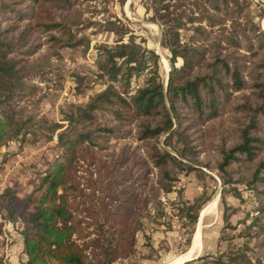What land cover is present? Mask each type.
I'll list each match as a JSON object with an SVG mask.
<instances>
[{
  "label": "rangeland",
  "instance_id": "obj_1",
  "mask_svg": "<svg viewBox=\"0 0 264 264\" xmlns=\"http://www.w3.org/2000/svg\"><path fill=\"white\" fill-rule=\"evenodd\" d=\"M9 1L0 0V5ZM24 1L28 0L17 3L16 7L23 6ZM239 4L236 16L224 12L219 15L222 21L212 27L203 21L210 33L207 39L193 35L188 28L190 25L180 29L182 41L207 45L220 40L227 45L222 50L233 51L238 56L244 85L232 90L230 102L211 119L199 122L193 111L181 108L184 114L181 124L190 120L195 123L187 128L199 140L196 161L183 156L182 143L175 133L161 132L155 139L158 146L183 160L185 165H192L171 169L174 178L169 182V189L161 185L158 167L150 159L143 139L137 135L138 116H130L127 124L130 130L126 134L108 132L100 138V144L85 142L77 146L69 174L73 188L69 190L68 200L79 227L73 237L83 245L90 261L96 263V257H103L102 243L115 253L112 264H170L185 252H193L191 258L186 259H191L192 264H264V239L254 232L258 227L256 220L264 223V209L260 208L264 207V193L243 181L225 183L222 171L216 166L217 143L222 136L226 137V143L232 142L237 137L238 120L243 118V111L237 110L234 103L245 100L244 94L251 98L256 74L264 71V66L257 65L264 60V0H240ZM74 8L78 10L75 33L88 41L60 47L55 53L49 49L42 33L33 38L36 49L27 58L45 55V72L28 70L26 80L33 83L36 90L14 100L13 105L16 109L24 106L25 111L33 110L39 123L0 145V194L5 187H10L18 197L17 208L24 214L35 208L41 176L63 153L57 133L68 127L69 108L85 103L109 82L129 98L149 74L146 68L133 75L126 91L124 84L110 81L99 68L98 61L104 56L102 46L115 44L119 38L113 26L123 25L127 29L121 36L123 41L133 35L138 43L154 49L160 56L164 86L168 81L170 51L160 43L161 25L150 18L151 12L146 11L143 0H76ZM1 9L4 13L9 11L4 5ZM25 20H17L11 13L0 14V27ZM232 29L239 39L237 45L227 44L224 37ZM30 42L31 39L26 45ZM14 54L21 55L15 51ZM202 61L194 62L193 71L204 70ZM181 63V58H177L176 64ZM165 101L168 105V100ZM3 104L6 105V100ZM106 121L111 122L110 118ZM231 165L237 169L234 174L249 177L251 161H234ZM132 193L134 198H130ZM216 197L218 208L214 217L206 210ZM181 199L201 202L196 221L192 222L181 212ZM126 203L132 209L126 213L124 224L123 214L115 208ZM20 211L10 218L0 206V264H9L12 253L26 258L21 233L24 218ZM259 239L263 242L259 243ZM10 244L14 246L11 248ZM239 249H244L249 262H234L228 258ZM186 260L181 264H186Z\"/></svg>",
  "mask_w": 264,
  "mask_h": 264
},
{
  "label": "trees",
  "instance_id": "obj_2",
  "mask_svg": "<svg viewBox=\"0 0 264 264\" xmlns=\"http://www.w3.org/2000/svg\"><path fill=\"white\" fill-rule=\"evenodd\" d=\"M21 1L1 3L17 20H26L0 27V145L26 133L28 127L38 122L33 110L25 111L24 106L16 109L13 105L14 100L36 90V86L26 80L28 70L35 69L40 74L45 72V55L27 58L36 49L33 38L42 33L49 49L55 53L60 47L74 46L81 40L88 41L85 36H77L74 30L78 23V10L74 8L76 0H28L17 8V3ZM239 3L240 0H143L146 11L151 12L150 18L161 25L160 43L170 51L166 86L161 77L159 54L138 43L133 35L123 41L121 36L127 32L123 25L112 27L118 31L119 38L115 44L102 46L104 56L98 61L99 68L110 81L124 84L125 90L133 75L146 68L149 74L129 98L109 82L85 103L69 108L66 113L68 127L57 133L63 153L54 159L41 176L37 186L39 196L32 211L24 214L17 208L15 201L18 197L10 187H5L0 194V206L6 209V215L14 218L20 211L24 218L21 233L25 264H112L115 253L109 246L100 243L103 257H96L95 263L87 258L83 245L73 237L79 227L69 206L68 194L73 188L69 174L79 144H100V138L108 132L113 135L126 134L130 130L127 125L130 116H138L137 135L143 139L150 159L157 165L159 181L165 189L170 188L169 182L174 178L171 175L174 166L192 167L158 146L155 139L161 132L168 131V135L175 133L182 143L183 156L196 161L200 150L199 140L187 128L194 121L181 124L180 119L184 116L181 108L193 111L199 122L216 117L230 102L232 90L243 87L244 79L238 56L233 51L223 52L222 48L227 45L220 40H213L207 45L182 41L180 29L190 25L188 28L193 35L207 39L210 33L203 21L212 27L222 21L219 15L224 12L231 17L236 16L240 10ZM1 5L0 14H8L4 13ZM224 37L229 45L239 42L233 29L225 33ZM29 39L31 42L26 45ZM14 51L21 55H15ZM177 58L182 61L179 65L176 64ZM197 60H203V71H193ZM257 65L264 66V60ZM253 86L251 98L244 94L245 100L234 103L237 110L243 111V118L238 120L237 137L232 142L226 143V137L222 136L217 143L219 157L216 166L222 171L225 183L243 181L264 193V71L256 74ZM106 118H110L111 122H107ZM234 161L252 162L249 177L241 173L234 174L237 171L231 165ZM134 196L132 193L130 198ZM181 202V212L192 222L196 221L201 202L184 199ZM130 206L126 203L115 208L120 215L123 214L124 224L126 213L132 209ZM255 223H258V227L255 224L257 229L254 232L264 239V223L257 220ZM261 240L259 243L263 242ZM228 256L234 262L250 260L244 249ZM190 260L184 263L192 264Z\"/></svg>",
  "mask_w": 264,
  "mask_h": 264
},
{
  "label": "bare ground",
  "instance_id": "obj_3",
  "mask_svg": "<svg viewBox=\"0 0 264 264\" xmlns=\"http://www.w3.org/2000/svg\"><path fill=\"white\" fill-rule=\"evenodd\" d=\"M211 204H212V205H210V206L208 207V209L206 210V212H208L209 215L215 217V215L217 214V208H218V197H216V198L214 199V201H213ZM201 229H202V227L200 226V227L198 228V232H197L198 238H199V236H200V234H199V230H200V233H201ZM192 254H193V252H191V255H192ZM188 256H189V255H188ZM184 257H185V256H180L178 259H176L175 261L171 262L170 264H178L179 262H181L182 260H184ZM187 258H189V257H187Z\"/></svg>",
  "mask_w": 264,
  "mask_h": 264
},
{
  "label": "crops",
  "instance_id": "obj_4",
  "mask_svg": "<svg viewBox=\"0 0 264 264\" xmlns=\"http://www.w3.org/2000/svg\"><path fill=\"white\" fill-rule=\"evenodd\" d=\"M199 228V227H198ZM197 228V229H198ZM199 234L201 235V233H200V230H199ZM18 244L20 245V247L22 246V244H21V242H18ZM196 245H197V243H196ZM12 246H14V244H10V247L12 248ZM16 247L18 248L19 246L18 245H16ZM193 247V246H192ZM192 249V248H191ZM191 249L189 250V251H191ZM188 251V252H189ZM186 253V254H185ZM184 253V255H182V256H185L184 257V259L186 260V259H189V258H191V256L193 255H191V252H189V253H187V252H185ZM21 254V253H20ZM24 254V253H23ZM189 255V256H188ZM187 257H189V258H187ZM23 257H19V255L17 254V255H15V254H10V259H9V264H23ZM181 262H183V260L181 261ZM181 262H179L178 264H181ZM24 264H25V262H24Z\"/></svg>",
  "mask_w": 264,
  "mask_h": 264
},
{
  "label": "water",
  "instance_id": "obj_5",
  "mask_svg": "<svg viewBox=\"0 0 264 264\" xmlns=\"http://www.w3.org/2000/svg\"><path fill=\"white\" fill-rule=\"evenodd\" d=\"M168 70H169V68H168Z\"/></svg>",
  "mask_w": 264,
  "mask_h": 264
}]
</instances>
